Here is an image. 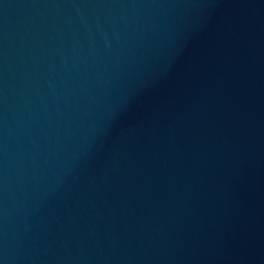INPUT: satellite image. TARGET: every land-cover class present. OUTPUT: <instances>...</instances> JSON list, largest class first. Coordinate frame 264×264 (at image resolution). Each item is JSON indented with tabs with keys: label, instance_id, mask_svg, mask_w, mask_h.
Wrapping results in <instances>:
<instances>
[{
	"label": "water",
	"instance_id": "1",
	"mask_svg": "<svg viewBox=\"0 0 264 264\" xmlns=\"http://www.w3.org/2000/svg\"><path fill=\"white\" fill-rule=\"evenodd\" d=\"M0 264H264V0H0Z\"/></svg>",
	"mask_w": 264,
	"mask_h": 264
}]
</instances>
